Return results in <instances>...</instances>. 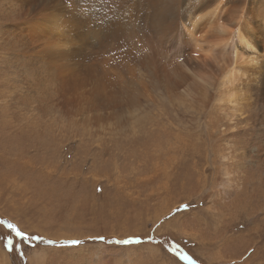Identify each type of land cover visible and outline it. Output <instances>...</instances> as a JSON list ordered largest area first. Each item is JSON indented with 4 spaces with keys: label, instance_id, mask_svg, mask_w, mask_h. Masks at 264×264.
<instances>
[{
    "label": "bare ground",
    "instance_id": "bare-ground-1",
    "mask_svg": "<svg viewBox=\"0 0 264 264\" xmlns=\"http://www.w3.org/2000/svg\"><path fill=\"white\" fill-rule=\"evenodd\" d=\"M3 53L9 54L8 74L18 63L43 75L33 85L37 91L30 113L22 115L32 120L31 129L37 127L39 137L44 132L39 112H54L67 130L98 137L133 124L150 108H156L154 121L163 116L167 121L166 114L193 116L202 133L211 131L210 138L218 132L227 137L229 154L236 144L252 151L244 154L240 175L227 181L222 170L224 178L206 209L216 202L214 195L230 200L220 203L225 210H214L211 225H221L225 218L219 220L220 213L248 221L260 202L264 213V175L255 165L264 152V0H0ZM219 61L226 66L221 68ZM27 77L32 81V72ZM1 100L0 126L15 131L5 114L9 94ZM216 120L217 132H212ZM170 124L177 130L172 131L174 138L155 129L150 139L164 147L151 152L155 172L169 178L172 167L184 164L199 177L205 170L201 160L208 169L212 165L213 147L203 146L204 152L201 146L190 147V137ZM28 130L19 128L22 136ZM218 158L225 160L221 152ZM226 204L236 209L231 212ZM262 225L263 219L253 230ZM6 260L0 249V264Z\"/></svg>",
    "mask_w": 264,
    "mask_h": 264
},
{
    "label": "rangeland",
    "instance_id": "rangeland-1",
    "mask_svg": "<svg viewBox=\"0 0 264 264\" xmlns=\"http://www.w3.org/2000/svg\"><path fill=\"white\" fill-rule=\"evenodd\" d=\"M4 15L8 16L7 8ZM8 58L9 54H0V104L9 94L5 114L15 128L0 126V249L7 264H264L262 202L248 221L220 213L219 220L225 219L218 227L217 221L211 225L210 217L215 209L225 210L220 203L230 199L214 195L216 202L206 209L224 178L222 170L227 181L240 175L247 160L244 154L251 149L236 144L229 154L226 136L218 132L210 138L211 131L202 133L190 115L182 114L180 120L166 114L167 121L164 116L154 121L156 108L102 137L67 130L58 114L39 112L35 114L44 129L39 137L38 128L31 129L32 120L22 115L30 113L37 91L33 85L43 75L34 66L22 68L18 63L8 74ZM31 72L32 81L27 77ZM169 122L190 137V147L201 146L203 152L213 147L212 165L208 169L201 160L205 170L199 177L184 164L172 167L169 178L155 172L151 152L158 142L151 140L155 129L161 133L165 129L174 138L177 130ZM218 125L216 120L212 132ZM19 128L29 129L26 136ZM218 152L225 156L223 163ZM259 160L255 165L264 175V152ZM226 205L231 212L236 209ZM261 219L263 225L254 231ZM247 230L250 235H245Z\"/></svg>",
    "mask_w": 264,
    "mask_h": 264
}]
</instances>
